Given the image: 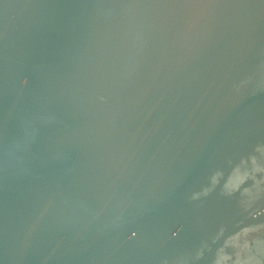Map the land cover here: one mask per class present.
Instances as JSON below:
<instances>
[{
    "label": "water",
    "instance_id": "obj_1",
    "mask_svg": "<svg viewBox=\"0 0 264 264\" xmlns=\"http://www.w3.org/2000/svg\"><path fill=\"white\" fill-rule=\"evenodd\" d=\"M0 264H264V0H0Z\"/></svg>",
    "mask_w": 264,
    "mask_h": 264
}]
</instances>
